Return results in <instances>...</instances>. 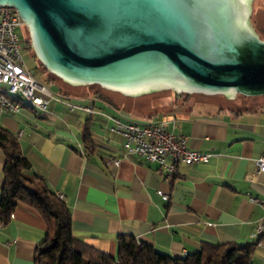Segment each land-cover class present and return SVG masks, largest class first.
Here are the masks:
<instances>
[{
    "label": "crops",
    "instance_id": "crops-1",
    "mask_svg": "<svg viewBox=\"0 0 264 264\" xmlns=\"http://www.w3.org/2000/svg\"><path fill=\"white\" fill-rule=\"evenodd\" d=\"M70 100L93 104L100 113L120 112L124 121L166 120L168 129L187 137L190 150L209 155L206 162L180 164L177 174L166 181L156 164L122 156L121 136L106 128L111 121L100 114L69 111L55 99L40 113L28 106L13 114L0 112V126L18 137L32 164L31 173L67 204L75 238L115 256L117 236L132 235L175 257L194 251L201 242L255 239L264 209L250 198L264 200V173L254 181L245 175L264 153V109L234 112L188 101L170 110L173 97H167L151 111L135 113L121 108L116 112L86 96ZM169 116L175 118L173 122ZM86 127L93 146L89 150L83 141ZM114 158H120L117 165ZM3 164L0 149V194ZM45 233L42 217L26 205H17L9 220L0 223V264H33ZM251 263L264 264V235Z\"/></svg>",
    "mask_w": 264,
    "mask_h": 264
},
{
    "label": "water",
    "instance_id": "water-1",
    "mask_svg": "<svg viewBox=\"0 0 264 264\" xmlns=\"http://www.w3.org/2000/svg\"><path fill=\"white\" fill-rule=\"evenodd\" d=\"M252 0H0L35 58L70 86L136 97L264 94V39Z\"/></svg>",
    "mask_w": 264,
    "mask_h": 264
},
{
    "label": "trees",
    "instance_id": "trees-1",
    "mask_svg": "<svg viewBox=\"0 0 264 264\" xmlns=\"http://www.w3.org/2000/svg\"><path fill=\"white\" fill-rule=\"evenodd\" d=\"M43 80L49 87H55L56 91L68 94L54 80L47 77ZM167 97H173L170 110L190 101L184 95L172 93L165 96L162 103ZM83 141L87 150L92 149L87 127ZM0 149L4 153L0 223H6L14 208L22 204L34 209L46 225L45 238L36 247L33 264H252L253 251L261 236L245 243L201 242L194 251L175 257L158 251L149 243L137 241L132 235L119 234L115 256L100 251L73 236L67 204L39 175L31 173L32 164L22 153L18 137L1 126Z\"/></svg>",
    "mask_w": 264,
    "mask_h": 264
},
{
    "label": "built area",
    "instance_id": "built-area-1",
    "mask_svg": "<svg viewBox=\"0 0 264 264\" xmlns=\"http://www.w3.org/2000/svg\"><path fill=\"white\" fill-rule=\"evenodd\" d=\"M23 25V21L16 8L8 5H0V78L9 85H14L26 96L38 98L45 105L51 100H59L64 103L69 111L80 110L89 115L100 114L111 125L106 128L122 138V156H137L149 163L156 164L157 168L164 171V179L169 181L177 174L180 164H194L206 162L209 155L198 151H192L187 147V137L177 134L166 127V120L138 123L132 120L124 121L121 113H100L93 104H77L50 89L42 81L38 80L32 71L28 70L20 53L21 43L17 33V27ZM111 107V106H110ZM117 112L116 108L111 107ZM20 111L11 101L0 97V112L13 114ZM174 121L173 116H169ZM120 158H114L117 165ZM259 173H264V153L255 159V167L246 173L245 179L254 181ZM158 193L163 199L169 196L161 190ZM61 198V194L57 195ZM252 202H258L264 209V200L251 197ZM264 235V220L256 224L255 238ZM259 243V242H258Z\"/></svg>",
    "mask_w": 264,
    "mask_h": 264
},
{
    "label": "rangeland",
    "instance_id": "rangeland-1",
    "mask_svg": "<svg viewBox=\"0 0 264 264\" xmlns=\"http://www.w3.org/2000/svg\"><path fill=\"white\" fill-rule=\"evenodd\" d=\"M251 26L255 32L259 35L261 39H264V0H252L251 2V15H250ZM17 33L20 38L21 50L20 53L25 62V66L28 70L35 74L36 78L40 81H44L45 77L54 80L65 92L68 94H60L67 96L68 99L77 96L88 97L94 103H104L113 108H121L127 111L137 110L143 112L147 109L152 110L153 107L160 105L163 98L167 95H172V91L163 90L152 92L148 94H143L136 97L124 96L118 92H113L106 90L97 85L89 86H70L67 85L53 75L46 73V70L39 64L38 60L35 58L33 51L30 47L29 37L27 29L24 25L17 27ZM28 47H27V46ZM29 48V49H28ZM31 51V52H30ZM34 56V57H33ZM56 79V80H55ZM46 83V82H45ZM44 83V84H45ZM49 87V85H47ZM52 89L51 87H49ZM53 90V89H52ZM57 92V91H56ZM89 93V94H88ZM176 94V93H175ZM184 95L187 100L193 101H203L205 105L211 106H225L231 111H239L245 109H264V94L258 96H244L241 94H236L233 98H227L221 94L215 95H203L198 93L192 94H177ZM186 95H190L188 97ZM217 104V105H216ZM245 106L247 108H245ZM37 112H41L40 109H36ZM123 110V111H124Z\"/></svg>",
    "mask_w": 264,
    "mask_h": 264
},
{
    "label": "bare ground",
    "instance_id": "bare-ground-1",
    "mask_svg": "<svg viewBox=\"0 0 264 264\" xmlns=\"http://www.w3.org/2000/svg\"><path fill=\"white\" fill-rule=\"evenodd\" d=\"M0 97L6 99L7 101H11L18 108H22L24 106L31 107L32 109H40L46 110L47 105H45L42 101L38 100V98H34L31 96H26L22 93L18 88L14 85H9L5 81L0 78Z\"/></svg>",
    "mask_w": 264,
    "mask_h": 264
},
{
    "label": "flooded vegetation",
    "instance_id": "flooded-vegetation-1",
    "mask_svg": "<svg viewBox=\"0 0 264 264\" xmlns=\"http://www.w3.org/2000/svg\"><path fill=\"white\" fill-rule=\"evenodd\" d=\"M204 95V94H203ZM188 97H191L190 95H187ZM196 103H199V104H206L205 102H203V101H196ZM217 105V104H216ZM218 106V105H217ZM218 107H225V106H218ZM245 108H247L246 106H245Z\"/></svg>",
    "mask_w": 264,
    "mask_h": 264
}]
</instances>
